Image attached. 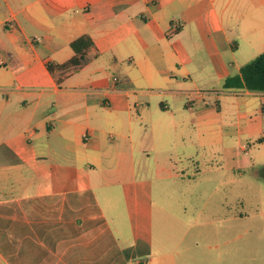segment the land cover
Returning a JSON list of instances; mask_svg holds the SVG:
<instances>
[{"label": "crops", "instance_id": "0c3cea01", "mask_svg": "<svg viewBox=\"0 0 264 264\" xmlns=\"http://www.w3.org/2000/svg\"><path fill=\"white\" fill-rule=\"evenodd\" d=\"M260 7L264 0H1L0 264H238L226 251L238 238L213 243L205 224L190 233L163 196L154 202L135 161L128 174L114 155L133 151L118 140L130 132L134 99L155 82L171 88L158 93L160 113L168 95L183 97L184 109L202 104L204 84L187 63L201 50L218 78L238 73L247 62L231 74L222 57L239 48L227 25L259 29ZM173 21L180 28L169 34ZM83 35L94 41L88 63L51 73ZM245 92L264 113V93ZM256 126L262 133L264 117Z\"/></svg>", "mask_w": 264, "mask_h": 264}, {"label": "rangeland", "instance_id": "374dc122", "mask_svg": "<svg viewBox=\"0 0 264 264\" xmlns=\"http://www.w3.org/2000/svg\"><path fill=\"white\" fill-rule=\"evenodd\" d=\"M259 10L264 17L263 7ZM254 28L240 21L235 28L227 25L230 41L239 45L222 55L231 74L264 50V21ZM187 63L204 84L196 89L202 104L184 109L183 97L168 95L163 97L168 111L160 113L165 109L158 93L168 87L164 80L155 82L152 92L134 99L138 107L131 108L130 132L118 140L130 142L133 151H116L114 167L131 174L135 161V174L148 180L154 202L163 196L179 211L181 222L192 225L190 233L205 224L213 243L238 238L237 247H226L238 264H264V130L259 133L256 126L264 117L262 100L245 90L225 89L206 50ZM114 167L112 175L117 174Z\"/></svg>", "mask_w": 264, "mask_h": 264}, {"label": "trees", "instance_id": "16d2710c", "mask_svg": "<svg viewBox=\"0 0 264 264\" xmlns=\"http://www.w3.org/2000/svg\"><path fill=\"white\" fill-rule=\"evenodd\" d=\"M74 53L65 63L48 65L51 73L55 69H78L88 63L87 52L94 47V41L88 35L80 36L70 44ZM225 89H245L249 92L264 93V51L253 60L240 67L237 74L229 75L223 84Z\"/></svg>", "mask_w": 264, "mask_h": 264}, {"label": "built area", "instance_id": "2783aa9c", "mask_svg": "<svg viewBox=\"0 0 264 264\" xmlns=\"http://www.w3.org/2000/svg\"><path fill=\"white\" fill-rule=\"evenodd\" d=\"M0 2H1V0H0ZM7 26H8V27H11V26H12V23L7 22ZM179 28H180V24H179V22H177V21H173V22H171V23L169 24V30H168V33H169V34L175 33V32H177V30H178Z\"/></svg>", "mask_w": 264, "mask_h": 264}]
</instances>
